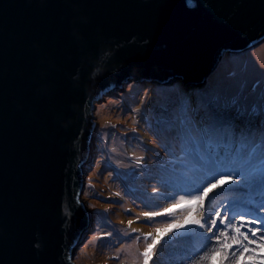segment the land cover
Returning a JSON list of instances; mask_svg holds the SVG:
<instances>
[{
	"label": "water",
	"instance_id": "water-1",
	"mask_svg": "<svg viewBox=\"0 0 264 264\" xmlns=\"http://www.w3.org/2000/svg\"><path fill=\"white\" fill-rule=\"evenodd\" d=\"M263 42L264 0H0V264H75L103 97Z\"/></svg>",
	"mask_w": 264,
	"mask_h": 264
},
{
	"label": "rangeland",
	"instance_id": "rangeland-1",
	"mask_svg": "<svg viewBox=\"0 0 264 264\" xmlns=\"http://www.w3.org/2000/svg\"><path fill=\"white\" fill-rule=\"evenodd\" d=\"M262 66L264 42L240 55L226 53L204 86L134 80L96 104L98 128L84 168L81 198L93 228L77 249L75 264H144V250L153 238L158 243L149 264H207L202 257L208 248L200 251L205 233L186 218L214 215V209L226 205L233 212L248 213L264 201V194L222 181L223 188H210L202 204L191 201L187 193L199 185L206 187L225 169L206 163V154L204 160L195 154L186 158L167 122L179 115L182 103L190 101L197 108L205 94L221 85L246 96L251 109L264 93ZM180 196L188 202L176 204ZM146 212L160 215L149 218ZM170 223L183 227L167 228Z\"/></svg>",
	"mask_w": 264,
	"mask_h": 264
},
{
	"label": "snow or ice",
	"instance_id": "snow-or-ice-1",
	"mask_svg": "<svg viewBox=\"0 0 264 264\" xmlns=\"http://www.w3.org/2000/svg\"><path fill=\"white\" fill-rule=\"evenodd\" d=\"M261 116H264V93L249 109L246 96L233 94L223 85L205 94L197 108L190 101L181 104L179 115L167 122L172 140L180 142L186 158L194 154L204 158L206 154V163L219 164L225 169L217 172L219 178L213 177L206 187L199 185L187 193L191 201L202 204L210 188H223L222 181L264 194V119H256ZM182 201L184 197L180 196L175 203ZM213 211L214 215L186 218V223L196 225L205 233L204 247L208 251L202 259L207 264H242L243 257V264L258 261L264 264V255L257 256L264 250V201L248 213L233 212L227 205ZM157 215L160 213H144L149 218ZM166 227L179 229L183 225L170 223ZM157 243L158 238H153L145 248L144 264H149L152 248Z\"/></svg>",
	"mask_w": 264,
	"mask_h": 264
},
{
	"label": "trees",
	"instance_id": "trees-1",
	"mask_svg": "<svg viewBox=\"0 0 264 264\" xmlns=\"http://www.w3.org/2000/svg\"><path fill=\"white\" fill-rule=\"evenodd\" d=\"M201 159H202V160H204V159H205V157H204V158H201ZM218 166H221V165H219V164H218ZM203 249L205 250V247H203ZM200 250H201V249H200ZM201 252H202V251H201Z\"/></svg>",
	"mask_w": 264,
	"mask_h": 264
},
{
	"label": "bare ground",
	"instance_id": "bare-ground-1",
	"mask_svg": "<svg viewBox=\"0 0 264 264\" xmlns=\"http://www.w3.org/2000/svg\"><path fill=\"white\" fill-rule=\"evenodd\" d=\"M180 83H182L183 84V82H180ZM205 84H202L201 86H204ZM188 87V86H187Z\"/></svg>",
	"mask_w": 264,
	"mask_h": 264
}]
</instances>
